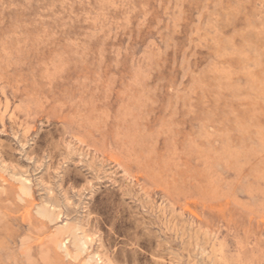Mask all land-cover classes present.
I'll list each match as a JSON object with an SVG mask.
<instances>
[{
  "label": "rangeland",
  "instance_id": "374dc122",
  "mask_svg": "<svg viewBox=\"0 0 264 264\" xmlns=\"http://www.w3.org/2000/svg\"><path fill=\"white\" fill-rule=\"evenodd\" d=\"M0 264H264V0H0Z\"/></svg>",
  "mask_w": 264,
  "mask_h": 264
}]
</instances>
